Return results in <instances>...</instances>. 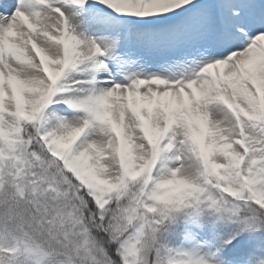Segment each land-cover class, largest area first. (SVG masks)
Listing matches in <instances>:
<instances>
[{
    "label": "snow or ice",
    "instance_id": "obj_1",
    "mask_svg": "<svg viewBox=\"0 0 264 264\" xmlns=\"http://www.w3.org/2000/svg\"><path fill=\"white\" fill-rule=\"evenodd\" d=\"M0 264H264V0H0Z\"/></svg>",
    "mask_w": 264,
    "mask_h": 264
}]
</instances>
